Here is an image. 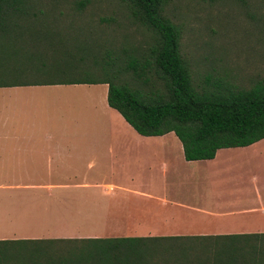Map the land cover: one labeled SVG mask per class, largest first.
<instances>
[{"label": "crops", "instance_id": "0c3cea01", "mask_svg": "<svg viewBox=\"0 0 264 264\" xmlns=\"http://www.w3.org/2000/svg\"><path fill=\"white\" fill-rule=\"evenodd\" d=\"M107 91L0 85V240L264 233V138L186 160Z\"/></svg>", "mask_w": 264, "mask_h": 264}, {"label": "trees", "instance_id": "16d2710c", "mask_svg": "<svg viewBox=\"0 0 264 264\" xmlns=\"http://www.w3.org/2000/svg\"><path fill=\"white\" fill-rule=\"evenodd\" d=\"M117 1L149 31L146 53L109 48L83 26L74 36L71 27L54 30L30 0H0V85L106 83L109 106L142 135L174 132L186 160L264 138V78L249 87H197L182 29L165 12L169 0ZM73 71L96 76L41 78ZM0 264H264V233L3 239Z\"/></svg>", "mask_w": 264, "mask_h": 264}, {"label": "rangeland", "instance_id": "374dc122", "mask_svg": "<svg viewBox=\"0 0 264 264\" xmlns=\"http://www.w3.org/2000/svg\"><path fill=\"white\" fill-rule=\"evenodd\" d=\"M79 1L85 3L80 12L76 9ZM30 2L38 15L43 12L50 28L61 31L71 27L68 32L74 36L73 29L83 26L98 43L124 48L128 55L146 53L152 43L149 31L133 22L125 5L117 0ZM165 12L182 29L183 54L197 87H249L254 80L264 78V0H169ZM41 75L43 79L96 76L76 71Z\"/></svg>", "mask_w": 264, "mask_h": 264}]
</instances>
